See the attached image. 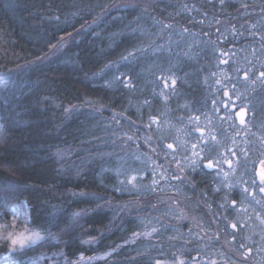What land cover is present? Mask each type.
Wrapping results in <instances>:
<instances>
[{
    "label": "trees",
    "instance_id": "obj_1",
    "mask_svg": "<svg viewBox=\"0 0 264 264\" xmlns=\"http://www.w3.org/2000/svg\"><path fill=\"white\" fill-rule=\"evenodd\" d=\"M262 72L264 0H0V264H264Z\"/></svg>",
    "mask_w": 264,
    "mask_h": 264
},
{
    "label": "snow or ice",
    "instance_id": "obj_2",
    "mask_svg": "<svg viewBox=\"0 0 264 264\" xmlns=\"http://www.w3.org/2000/svg\"><path fill=\"white\" fill-rule=\"evenodd\" d=\"M224 63H227V61H223ZM261 76H264V72L261 73ZM245 79H247V74H245ZM173 85L175 84V81H172ZM126 87L129 85H125ZM165 86L167 87V83L165 82ZM225 95H227V93H225ZM245 109L241 108L239 112L236 113V116H238L240 118V123L244 124L245 123ZM197 120L199 119L198 117L196 118ZM155 122V121H153ZM195 132H198L200 135L199 137H197V139H203L204 137V132L202 129H200L199 127L195 128L194 130ZM131 138V137H129ZM212 139H215V137H212ZM173 144L169 143L167 144V148L168 149H173ZM198 148V144L197 143H193L192 144V149L195 150ZM153 151H155L156 149L153 148ZM202 151V149H201ZM193 155L200 158L201 160L207 159L206 157H202L200 155V152L198 151H194ZM233 156H236L237 154L235 152L232 153ZM175 157L173 156V159ZM226 162L228 163L229 168H232V160L227 159L226 158ZM221 161L219 159H217L215 161V165L213 160L211 159H207V162L203 164V167L206 169H213L214 167H218L220 165ZM228 174L225 173V176H227ZM255 175L258 177V181L257 179L253 178L252 179V185L255 186V188H258L260 193H264V160H262L260 162V168L259 170L255 173ZM134 180H136V176H132L131 179L128 180V183H132ZM153 182L155 183V179L153 180ZM121 183H123V181H121ZM246 183V182H245ZM135 186V185H133ZM244 192H249V189L247 187H245L243 189ZM249 194L251 195L252 193L249 192ZM255 199V197H253ZM257 203H260L259 200L256 201ZM236 202L233 201V204H235ZM246 211V210H245ZM259 218V217H258ZM262 223H264V220L261 221ZM15 221L13 224V231L8 232V234L6 236H0V239H4L7 240L9 242V246L11 248L12 251H23L26 248L30 247L32 244H35L37 241H40L43 239V237L40 235L39 232H33L30 231L27 227H24L23 229L19 230L17 232V230L15 229ZM232 227L235 229L237 226L236 224H233ZM241 247H243V245H241ZM249 251H251L249 249ZM81 260H83L84 258L81 256L80 257ZM156 264H161L160 261H157Z\"/></svg>",
    "mask_w": 264,
    "mask_h": 264
},
{
    "label": "rangeland",
    "instance_id": "obj_3",
    "mask_svg": "<svg viewBox=\"0 0 264 264\" xmlns=\"http://www.w3.org/2000/svg\"><path fill=\"white\" fill-rule=\"evenodd\" d=\"M13 217L14 218H13V220L10 223H8L7 225H5L3 228L0 229V236H6L8 234V232L13 231L14 221H15V225L14 226H15V229L17 230V232L19 230L23 229L24 227H27L28 216H27V210H26L25 206H23L20 209H17L14 212V216ZM1 240L9 243L7 240H4V239H1ZM37 242H39V241H37ZM30 264H42V263L36 261V262H32Z\"/></svg>",
    "mask_w": 264,
    "mask_h": 264
}]
</instances>
